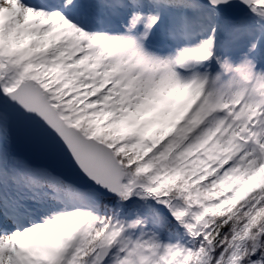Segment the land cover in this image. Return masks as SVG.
Segmentation results:
<instances>
[{"label":"snow or ice","instance_id":"obj_1","mask_svg":"<svg viewBox=\"0 0 264 264\" xmlns=\"http://www.w3.org/2000/svg\"><path fill=\"white\" fill-rule=\"evenodd\" d=\"M0 264H264V0H0Z\"/></svg>","mask_w":264,"mask_h":264}]
</instances>
